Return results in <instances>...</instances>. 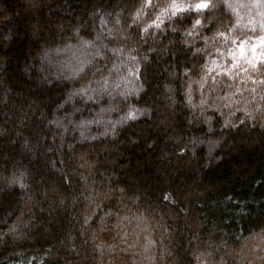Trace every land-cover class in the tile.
<instances>
[{
  "label": "clouds",
  "instance_id": "obj_1",
  "mask_svg": "<svg viewBox=\"0 0 264 264\" xmlns=\"http://www.w3.org/2000/svg\"><path fill=\"white\" fill-rule=\"evenodd\" d=\"M0 264H264V0H0Z\"/></svg>",
  "mask_w": 264,
  "mask_h": 264
}]
</instances>
